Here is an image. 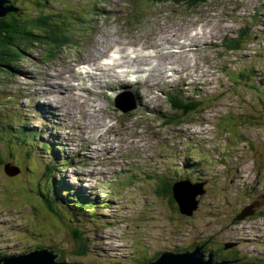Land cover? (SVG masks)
I'll use <instances>...</instances> for the list:
<instances>
[{"label": "rangeland", "instance_id": "rangeland-1", "mask_svg": "<svg viewBox=\"0 0 264 264\" xmlns=\"http://www.w3.org/2000/svg\"><path fill=\"white\" fill-rule=\"evenodd\" d=\"M14 1L18 0H12ZM35 1L42 3L43 0H29L26 8L38 13L42 7L34 6ZM46 2L44 6L47 7L41 12L42 15H46L48 19L60 14L63 17L65 15L67 21L75 25L74 31H71L70 25H66L62 35L74 41L78 34L79 46L69 48L48 63L45 61L44 51H28L20 62L21 66L27 67L36 78L39 77L36 85L29 84L31 86L28 90L26 85L22 84L28 81L24 77L27 75L21 71L16 73L18 78H0V118L6 125L12 123L17 127L13 130L18 131V124L23 117L18 123H15L16 118L8 117L6 109L9 108L3 105V101L8 99H3L4 94L1 92L4 87L7 93L13 90L22 100L30 104L25 111L29 109L31 113L32 109L36 108L39 112L40 110L46 112L41 113V117L38 113L34 115L36 125L29 120L28 126L32 129L35 128L33 126L37 128L31 144L22 143L20 138H17L14 145L15 152H10L13 156L6 152L8 148L4 149L0 144V153H3L6 166H12L10 173L13 172L6 173L3 166L0 167V254H29L38 250L35 247L31 248L38 238H28L25 234L28 225L24 224L22 212L6 209L3 206L1 197L7 194L9 197V187H11V189L19 188L21 191L27 190V195L31 196L29 198L31 204L37 207L42 205L37 193L40 194V190H45L46 194L54 198L57 206L62 208L59 209L60 214H64L68 209L69 214L74 212L77 214L74 216L77 217L78 206L89 204L93 206L97 211L96 215L91 209L87 211L86 208L87 212L79 214V219L74 221H71L69 216H62L63 231L58 240L62 249L70 251L73 240L70 225L77 227L82 225L90 252L88 259H82L86 264H98L101 261L111 263L107 259L135 262L138 259L134 256L138 253L153 255L158 251L161 253L175 251V247L185 249L193 245L203 246L204 251L209 249L207 252H211L215 260L222 254L220 246L226 245L224 248L229 249L226 250L229 252L219 261H236L239 260L238 257L231 259L228 257L232 256V250L237 249L231 246L237 239L242 242L239 258L243 259V263L251 260L250 256L259 257L264 262V99H259L264 98V76H262L264 16L255 20L249 15V17L244 15L251 12L253 0H250V4L237 0H204L192 9L185 3L175 5L165 0H47ZM65 2L69 10L59 5H64ZM117 8L120 12L116 10ZM62 9L66 11L63 12L64 15L59 13L63 11ZM97 10L103 16L95 14ZM145 13L148 14L145 16ZM35 15L41 16V14ZM135 15L137 18L133 21ZM144 17L145 20L140 21ZM84 19L87 21L85 22ZM88 21L91 22L89 28ZM195 25L197 27L203 25V28L210 30L213 35L221 36L220 39L214 40V45L200 46L197 54L190 55V65L199 66L200 69L191 74L190 78H194L192 81H196L191 84L193 87H185L182 93L188 94L187 88H190L194 89L196 94V88L199 89L201 104L197 112L183 113L175 107V102L168 101L170 92L144 90L147 86L143 85L141 87V91L144 90L143 96L150 97L153 100L152 107H158L161 112L154 109L157 114H151L150 107L143 108L141 104L139 110L130 112L132 113L130 115L124 114L115 108L112 101L123 92L126 85L122 80H113L103 97L74 98L73 95L61 93L60 95L66 98L58 102V106L63 107L64 112L54 109V114L60 118L61 125L57 128V122L48 124L43 121L48 109L42 105L48 104L49 99L41 96L32 97V93L37 89V84H42L45 73L48 75L56 74L58 71L63 72L70 60H79L81 55L97 54L100 50L105 51L106 54V57L100 58V62H109L113 57L120 55L119 51L124 47L122 43H125L128 52L133 54L135 51L133 45L148 47L152 51L150 47L156 42L157 51L164 54L172 51L167 49L168 41L178 43L175 36L188 26L196 27ZM155 33L159 40L150 41ZM228 39H240L236 50L228 49L226 42ZM181 52L183 57H187L184 54L185 49ZM251 52L254 54L253 65L257 68L250 70L247 67L251 76H245L243 74L248 73L242 65L250 61V55H253ZM172 55L173 57L170 55L164 61L152 57L153 67L160 66L162 69L168 60L179 59L177 53ZM258 57H261L263 63L259 67ZM130 60L119 59L117 63L130 62ZM174 61L180 67L182 62L186 63L185 59ZM84 66L82 64L78 67ZM179 66L177 68H180ZM239 68L244 77L228 76V73L233 74ZM204 74L207 76L213 74L212 78L204 79L212 82L210 89L204 86L203 90L199 84V77L205 76ZM249 77H252V84H255L254 80H256V84L259 83L260 86L253 89L249 84ZM15 81L19 84L13 87L11 83ZM149 84H152V81ZM172 87L174 91L177 90L175 85ZM152 95L157 98L152 99ZM138 99L143 103L141 97L138 96ZM77 100L86 104L90 102L92 107L99 108L87 112L92 119L82 118L83 134L76 129V118L78 121L80 119L76 111ZM14 105L17 109L20 107V104L14 103ZM101 119H106L105 128L97 130L96 120ZM38 133H42L39 138ZM130 134L134 136H129ZM8 136L7 130L0 125L2 141H7ZM85 136L90 141L88 146L82 145V138L84 139ZM138 141L141 146L136 144ZM46 142H49L48 148L42 146L41 149L40 145ZM174 145L177 154L172 155V158L178 160L177 167L180 168L183 163L189 162L191 167L185 166V168L190 170L188 173L192 179H195V184L202 182L207 186L203 187L206 191L202 186H198L204 192L197 197L199 202L197 207H192L191 204L185 209L190 212L189 215L181 212L177 215L172 213L169 203L166 200V204L162 203L155 188L148 183L155 181L158 176L165 177L169 174L170 170L166 167L169 162L165 159L170 157L172 149H175ZM106 147L112 149L113 153L107 154ZM78 153H81L82 157L76 159ZM150 156L154 160L149 161ZM71 159L72 161H69ZM186 159L194 162L191 163ZM194 167H200L198 173L202 175L201 179L193 176L197 173ZM151 170L158 175L146 174L145 177L144 173ZM139 175L144 178L138 177ZM211 176L214 178L212 179ZM17 178L22 180L17 182L15 181ZM172 178L179 181L187 177L181 176V171L178 170L176 176ZM108 183H115L112 185V190L118 193L107 195L109 198L107 201H111L109 206L101 196L107 190L105 185ZM256 201H260L258 206H254ZM237 219L240 221L236 222ZM140 244L146 246L140 248ZM138 248L140 250L137 253ZM55 251L58 253L57 250ZM208 253L205 255L207 256Z\"/></svg>", "mask_w": 264, "mask_h": 264}, {"label": "trees", "instance_id": "trees-1", "mask_svg": "<svg viewBox=\"0 0 264 264\" xmlns=\"http://www.w3.org/2000/svg\"><path fill=\"white\" fill-rule=\"evenodd\" d=\"M28 1L29 0H18L14 3H11L10 14L5 18L0 19V78H12L17 76L16 74L17 71H21L25 68L21 66L20 62L23 60V58H25L24 56L27 55L28 51H35L36 49L44 48L46 52H48V58H53L54 56L67 51L69 48L77 46V41L79 40L78 34L76 36V39H74V41L62 35L66 30V25H70L71 31H74L73 30V26L75 25L74 23L68 22L67 17H63L61 14L56 15V13H55L56 16H53V18L50 17L48 19L46 15L45 16L42 15L41 12H43V9L38 13H36L37 11L35 10H27L26 6L28 5ZM46 1L43 0L42 3H40L39 1H35L34 6L46 8V5L44 6ZM165 1L173 2L175 4L185 3L187 7L192 9L193 6L197 5L199 2H202L204 0H174V1L165 0ZM62 10L63 11H60L59 13H62L64 15L63 12L66 11L64 9ZM35 14H41V16H36ZM84 20L85 22L87 21L86 19ZM26 26H30V27L26 28ZM239 42L240 39L227 41L228 49L229 50L236 49L237 45L239 46ZM190 106L193 107H189V108L187 107L185 109H181V111L183 113H188L193 109L198 110V105H190ZM5 161L6 160L2 156V153H0V167L3 166L4 168ZM171 172L172 175L175 176L174 175L176 174L175 171L172 170ZM21 180L22 179L17 178L15 181L19 182ZM17 182H12V183L14 184ZM148 183L155 188L156 194L159 196L158 198L162 203H165V200L167 201V203H169V207L172 213L176 215L180 213L179 206L173 196V187L176 183L175 180L174 181L170 180L169 175L165 177L158 176L156 178V181H150ZM13 186L14 185H12V187ZM36 187L37 189H39L38 184H36ZM9 188H10L9 197L7 194L4 197H1L2 199L1 201L4 203L3 204L4 208L5 207L6 209L11 208L17 210L18 212H22V216L25 221L24 224L28 225L27 228L28 231H26L25 233L27 234L26 236H28V238H33V239L35 237L38 238L37 242L31 245V248L35 247L38 249H44L48 247L50 249H55L61 255L59 257V260L62 261L70 260V262L73 263L76 262V264H86V261L83 260L88 259L90 252L88 248L89 245L88 239H86L84 236V231L81 227L82 225L79 227L70 225L71 226L70 229L73 231L72 247L70 251L68 249H62L60 247L61 244L59 245L60 242H58L61 233L63 231L62 223L64 222L62 216H67V217L69 216L68 218L71 219V221H74L76 219L74 216L76 215V213L73 212L72 214H69L67 209L66 211H64V214H60L59 209L62 208L57 206V204L54 202V198L46 194L45 190H40L41 195L37 193V195L40 196L42 201V205L37 207L31 204L30 202L31 200H29L31 196L27 195V190L21 191L19 188H16L17 190H20L17 191L16 189H11V187ZM160 198H163L164 200H161ZM86 208L87 211L91 209L94 215L97 214V211L93 209V206L91 204H89L88 206H82V205L78 206V214L81 215L83 212H87ZM141 243H143V241ZM143 246L146 245L140 244V248ZM195 246L193 245L187 249H177V247H175V250L177 252L185 251L188 249L191 250ZM220 247L222 254L216 257L218 261L221 260V258H223L224 254L226 253V251L223 250L225 246L223 245ZM140 248L136 249L137 253L139 252ZM141 250L147 251V249H141ZM160 254L161 251H158L153 255H147V254L140 255L138 253L134 256V258L138 259L137 261L134 260L135 262H129V261L127 262V261H123V259L120 260L107 259V261L111 262L109 264H128V263L147 264L151 261L156 260ZM2 256H6V254H0V257ZM240 256L241 254L237 250V252H235V255L233 257H240ZM250 259L251 260L246 261V263L249 264L262 263V260H259L256 257ZM98 264H108V263L101 261Z\"/></svg>", "mask_w": 264, "mask_h": 264}, {"label": "bare ground", "instance_id": "bare-ground-1", "mask_svg": "<svg viewBox=\"0 0 264 264\" xmlns=\"http://www.w3.org/2000/svg\"><path fill=\"white\" fill-rule=\"evenodd\" d=\"M63 6L69 10V6L67 5L66 2L64 3ZM116 10L118 12H120L119 8H117ZM94 13L98 14L99 16H103V15L99 14L100 12H98V10L95 11ZM196 29H191V30L184 29L180 35H176L175 38L180 40V42H178V43H173L171 41H168L166 43L169 45L167 49L172 50V51H169V52L167 51V52H165L166 54L165 53L162 54V53H159L157 51L158 44H155L156 42H153L154 45L150 47L153 49L152 51H150L148 49V47H144L141 45H133V46H135L134 50L137 51V52L134 51L133 54L129 53L128 49L125 47V43H122L124 47L119 51L120 55H118L117 57H113V59L110 60L109 62H104V61L100 62L101 57H106L105 51L100 50L97 52V54L89 55L90 56L88 58L89 60H87V63L89 65L87 67V71L85 72V74L75 70L74 69L75 61L70 60L69 65L66 66V72L58 71L56 74H48V75H47V73H45L46 76H44V78L42 80L43 82H41L42 85H43V83H45L43 85V89L37 90L35 95L46 97L47 99H49V103L45 104V106L49 107L51 109H54V104L56 103V101L62 102L63 99L66 98V97L63 98L57 94L62 90L65 91L64 93L66 95L74 94L75 90H83L87 94L90 93L89 88L83 87L81 84V83L85 82L87 79H91L90 81H91V88H92V94H91L92 96L96 95L98 92L104 93V89L109 87L108 83H109L110 78H120L122 80L126 79L127 81H130V77L135 78V81L133 83V85H134L133 87L135 89H137L141 85V81L139 80L141 78V75H137L139 73L138 72L139 69L136 68V65H138L140 67L144 63H146L145 68H143L142 70L140 69L143 74L148 71L150 73L149 75H151V77H154V75L159 72V74H157L154 78L155 83L151 84L152 88L149 89L150 91H154L155 89L157 91H159L160 93L162 92V90L167 91L168 88H170L173 85V81L175 79L178 80L180 83H186L189 80H194V78H190L192 72L193 73L197 72L200 69L199 66L198 67L191 66L190 65L191 62H189L190 55L192 54V52L195 48V45L198 44L200 42V40L205 39V38L208 39V45H213L214 44L213 40L215 38L218 39V35H213L212 33H208L206 31L202 30L203 28L201 29V34L198 33V31ZM193 31L195 32L194 34H193ZM161 34H164V33H161ZM156 37H158V35ZM102 48H104L105 50L107 49L103 46H102ZM184 49H185L184 54L188 58L183 57V54L181 51ZM112 50H113V48H112ZM175 53H177V55L179 56V59L172 58L171 60H168L166 62L165 67L162 69L160 68V66L153 67V62H152L153 58L156 57L155 60L161 59L162 61H164V59H166V57H168L170 55H171V57H173L172 54H175ZM132 56L134 58H131ZM119 59H122V60L131 59V60H130V62L119 63L120 69L118 71H116L114 69V65H116L115 63H117L119 61ZM181 59H185L186 63L182 62L181 67H180L179 64L177 62H175L174 60L180 61ZM192 62H193V58H192ZM178 66L180 68H177ZM188 69H191L192 71H189ZM23 71H24V73H30L29 79L31 81H33V82L36 81V77H35V75H33L32 72H30L26 69H24ZM53 71H55V70H53ZM67 73H69V75H67ZM147 77H149V76L147 75ZM205 78H208V76L207 75L200 76L199 77V84L205 85V86H207V88H210L209 85L211 83L208 81H205L204 80ZM194 82H196V81H194ZM74 83H78V85H74ZM145 83H146V78L143 79V84H145ZM99 89H100V91H99ZM78 97H80V96H78ZM152 98L153 99L157 98V96H152ZM77 101H78V104H77L76 111L80 115V119H79V121H78V119L76 121V124H77L76 128L83 134L82 118L88 119V120L92 119L90 116H88L87 112L91 109L98 110L99 108L95 109L94 107H92L90 102H88L86 104L84 102H81L80 100H77ZM197 105H198V109H199L200 105L199 104H197ZM21 108L22 107H20V109ZM153 109H158V107H154ZM158 110H160V109H158ZM60 111L64 112L63 107L60 108ZM28 112L29 111H24V113H28ZM72 116H74V115H72ZM162 116H163V114H162ZM44 121L47 122L48 124H53L55 122V120L49 115L45 116ZM8 124L10 126L12 125V123H8ZM105 125H106V119H101L100 121L96 120L95 126L97 127L96 128L97 130H100ZM44 126H46V125H44ZM15 129H17V127ZM10 132L12 134H14L16 138H20V140L22 142L25 141L23 139V135L20 134V132H22L20 128L18 131L12 130ZM131 139H132V137H131ZM170 139H171V137H170ZM83 141L86 145L89 144V140L86 136L84 137ZM106 153L112 154L113 150L110 149L109 147H106ZM81 157H82V154L78 153V156L76 159H79ZM78 216H80V215L78 214ZM78 216L75 218L79 219ZM231 246H235L236 248H238V246L236 244H232ZM225 247H226V245H225ZM165 252H177V251L175 250V251H165ZM165 252H162V254ZM180 252H183V251H180Z\"/></svg>", "mask_w": 264, "mask_h": 264}, {"label": "water", "instance_id": "water-1", "mask_svg": "<svg viewBox=\"0 0 264 264\" xmlns=\"http://www.w3.org/2000/svg\"><path fill=\"white\" fill-rule=\"evenodd\" d=\"M8 3L9 0H0V18L5 17L9 13ZM9 170H11V168L8 167L7 173H10ZM203 192V189L189 182L177 183L173 188V196L179 206L180 212L189 215L190 212L185 209L190 207L191 204H193L192 207H197L199 203L197 197L199 194L202 195ZM239 219H241V217ZM205 253L206 251L203 250V246H197L193 250H186L183 252H165L156 260L147 264H233L235 262L216 261L211 252H209L207 256ZM23 254L24 255L18 254L0 258V264H76L59 260L60 254L50 248L38 249L29 254ZM242 260L243 259L236 260L235 263Z\"/></svg>", "mask_w": 264, "mask_h": 264}, {"label": "flooded vegetation", "instance_id": "flooded-vegetation-1", "mask_svg": "<svg viewBox=\"0 0 264 264\" xmlns=\"http://www.w3.org/2000/svg\"><path fill=\"white\" fill-rule=\"evenodd\" d=\"M257 202H258V201H257ZM258 217H259V216H258ZM258 217H257V218H258ZM257 218H255V219H257ZM220 250H221V249H220ZM223 250H225V251H226V250H229V249H225V248H224ZM237 250H238V248H237V249H235V250H232L233 254H232V256H231V257H228V258H229V259H231V258H236V257H233V256L235 255V252H237ZM227 252H229V251H226V253H227Z\"/></svg>", "mask_w": 264, "mask_h": 264}]
</instances>
